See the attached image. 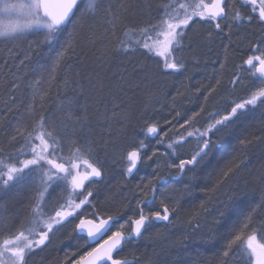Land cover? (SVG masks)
<instances>
[{"label":"trees","instance_id":"obj_1","mask_svg":"<svg viewBox=\"0 0 264 264\" xmlns=\"http://www.w3.org/2000/svg\"><path fill=\"white\" fill-rule=\"evenodd\" d=\"M109 2L113 5V10H118L116 8L118 4H127L129 0H109ZM136 2L141 5L136 16V25H139L138 23L153 17L152 14L156 11L159 1L146 0L147 6H144L145 0H136ZM104 7L106 8L107 5ZM237 10L243 14V5L234 3L233 10L228 13L234 15ZM96 16L95 21L90 20L88 23L96 25L98 35L105 28H109V34L106 39L98 41L95 46L87 42V36L90 34L87 32V24L76 29L69 27L58 40L54 39L51 44L45 41V36L39 34L20 40L0 41V169L5 170L13 164L19 166L20 160L25 156L31 157V149L26 138L42 116L57 128L62 127L64 123L69 124L66 129L67 133L71 135L75 132L79 135V130L71 127L73 121L67 120V112L64 110L67 98L71 96H80L88 105V128L90 129L88 135L101 156H104L102 150L106 148L118 146L121 149L124 146L123 149H126L129 147L132 138L135 137L132 133L134 130L139 131L145 120L155 122L160 132L176 122L178 115L193 119L200 118L206 115L207 107L213 106L216 102H220L222 106L226 99L229 100L223 106L224 110H228L230 108L228 105L251 98L247 93L248 90L238 89V85L244 75L247 79L249 77L245 74L247 64L244 61L252 54L251 45L256 41V22L249 23L244 20L241 24L229 28L228 25L233 21L224 19L221 22L223 30L219 32V35L214 34L211 37L208 35L207 39L205 34H200L205 38L195 39L193 59L183 62L181 60L184 68L180 70L188 76L185 79L180 75L175 76L177 81L172 86L171 81L162 78L160 74L156 76L157 78L152 77L149 80L145 78L146 75L138 78L137 68L148 67L143 60H139L135 46L127 44L130 48L136 49L137 55H134L135 53L132 54L133 56L126 55L117 51L123 32L131 33L136 29L122 30L121 27H117L115 33L112 34L110 26L105 22L108 19V13L102 8ZM211 32L216 33L217 30ZM69 33H72L71 41L74 44V51L65 52L57 64L58 53L62 48L67 47L69 42ZM191 49L193 48L185 51L188 52ZM178 52H174L173 55ZM54 64L55 70L53 71ZM238 67L243 68L244 71H239ZM120 76H124L133 85L132 88H126V95L116 92L120 100L113 101L107 89L103 94L100 93L99 81H103L105 86H111L119 80ZM89 80L96 82L95 89L90 87ZM179 83L182 88H178ZM166 88L168 90L165 92ZM172 93L175 95L171 96ZM151 95L162 98V105L150 106L147 100ZM102 97L104 102L109 104L106 114L110 118V123H106L104 103H99ZM135 100H137L136 103ZM121 102L125 106L124 109L118 110L116 116L113 117V105ZM257 104L259 105V101ZM248 107L252 110L248 112L243 123L237 121L231 124L230 129L225 131L227 132L224 135L225 139L209 154L208 160L201 161L194 168V180L191 185L193 188L191 186L186 187V190L181 188V184L178 183L180 179L173 180V177L168 174L163 176L165 180L163 187L160 186L159 179L155 181L158 193L152 208L155 209L158 205L157 209L159 205H162L161 202L158 203L161 192L166 185H173L170 191L174 190L180 194L177 199L178 206L173 208L176 213L174 216L181 218L182 221L183 219L189 220L190 217L201 218L203 222L198 221L190 226L186 233L176 230L174 239L169 241H165L164 238L155 240L156 234L167 229L163 228L165 225L156 227L155 233L144 231L143 235H146L144 238H137V242L132 240L119 251L120 260H129V264H177L181 262L180 259L187 257V261L183 262H188V264H218L220 258L216 253L217 248L226 246L229 240L232 241V235L240 234L251 224H255L256 227L264 225V212L260 208V205L264 204V199H262L259 183L260 174L264 171V122L259 110L264 106H258L256 110L252 106ZM120 121L127 125L123 131ZM211 122L214 123V120H211L209 116L204 117L198 126H192L202 127L200 132L198 128L192 130L197 134L202 133L208 129ZM219 127L217 125V128ZM214 131L218 133L216 129ZM109 132L111 140H107ZM213 132L208 131V139H213ZM125 134L128 135L126 142L123 139ZM106 140L111 146H104ZM148 140H151L149 142L154 146L162 145L157 143L162 140L159 136ZM242 140L244 144L240 143ZM74 149L76 150L75 147ZM237 165H240V168H237ZM107 168L110 170V176L100 184L95 192L96 208L104 218L116 216L118 220L130 221L134 218L130 214L139 212L137 200L144 199L145 196L151 197L153 194L152 185H148V181H151L149 179L153 176V170L148 176H145V172L135 173L129 177L131 178L130 183H127V188H124V177L120 175L117 179L118 171L114 168ZM2 184L0 180V186ZM238 187L246 189L248 195L235 198ZM25 196L27 194L17 192L15 195H4L0 198L6 214L17 213L16 218L13 217L10 220L11 224L18 216L26 212ZM229 197H234V199L229 201ZM253 198L255 203H252ZM241 199L248 203L241 206L239 222L231 236L219 242L213 236L214 243L207 245V233L210 228L221 229L222 227L214 225V219L219 215L216 210L220 207L221 201L230 203L235 208L240 205ZM211 208L212 212H210ZM171 218L173 219V213ZM202 223L206 232L197 235L198 229L194 228ZM70 228V224L63 228L62 234L65 235L61 240L53 241L52 237L40 255L31 261L32 264H60L61 260L65 259L67 263L72 261L74 255L71 253L79 252L82 244ZM188 244L192 245V250Z\"/></svg>","mask_w":264,"mask_h":264},{"label":"snow or ice","instance_id":"obj_2","mask_svg":"<svg viewBox=\"0 0 264 264\" xmlns=\"http://www.w3.org/2000/svg\"><path fill=\"white\" fill-rule=\"evenodd\" d=\"M86 0H34L32 4L27 5L34 24L28 25V27H35L36 29H46V32L42 33L45 36V41L47 43H52L55 40H58L59 37L66 32L69 27L76 29L80 28L83 25L87 24V32L90 33L87 36V42L90 45L95 46L98 41L106 39L109 34V28H105L102 33L99 35L96 33V25L94 23H88V21H95L97 16L95 14L90 15L89 10L93 8L92 4H88L86 8L81 10L80 5L85 3ZM235 2V0H234ZM240 3L245 6L243 14L241 11L237 10L234 15H229L227 8L229 7L224 0H212L211 4L204 3L203 0H200V3H197L195 6L180 4L182 9H185V14L182 18H174L168 12L170 8L169 4H164V14L158 20L157 23L153 24L149 20L146 27L139 28L141 35L148 41L156 39L157 41L160 37H164V44L166 47H170L172 51L168 52L167 55L157 52V55H164L163 65L161 66L157 62V67L159 69V74L162 76H170L175 72H178L180 69L184 68V64L176 58L173 53L176 48L181 46V38L186 35L185 29L190 27L191 24L196 23L195 17H199L200 21H205L206 23H211L215 25L217 29L216 33L209 32V36L219 35V32L222 31L221 20L230 19L233 23L229 24L228 27L232 28L236 25L241 24L245 18L249 23L257 21L260 26H264V0H240ZM104 5H107L105 8ZM147 6L146 0L145 5ZM247 6L251 7V12H248ZM23 8L24 5H15V4H5L3 11L11 12L17 8ZM191 7V13H188L187 9ZM108 13V19H106V24L111 28L112 34L115 33L117 27H121L122 30L125 28L136 29V16L137 10L141 8V5L136 2V0H129L127 4H118L116 8L118 10H113V5L109 0H98V3L95 5L97 14L100 9ZM258 9V16L255 15ZM41 11L43 16H41ZM79 12V15L77 13ZM167 17V18H165ZM23 31V29H21ZM155 32V37L153 36ZM36 34H41L37 32ZM72 33H69V42L67 47L62 48L58 53L57 64L59 58L65 55V52L68 50L74 51V44L71 41ZM14 38V37H13ZM141 47L145 48L149 55L152 53L151 46L145 42L140 44ZM264 39L258 42L257 47L252 51L251 56L244 61V63L255 67V60H259V63L264 66ZM117 51L122 52L126 55H132L135 53V48H130L125 45L123 41H120ZM259 52V56L256 53ZM244 55H248L244 53ZM55 70V64L53 66V71ZM239 71H244L243 68L238 67ZM39 83V81H37ZM67 84V80L65 81ZM100 88L99 91L101 94L107 89L109 94L112 96V100H120V97L116 95V92L124 93L126 88H132L133 85L129 83L124 76H120L119 80L114 82L111 86H105L103 81H99ZM236 83V81H233ZM90 87L93 89L96 88V82L89 80ZM16 87V85H13ZM139 87V85H135ZM259 101V105L257 104ZM99 103H104L105 107V119L106 123H110V118L107 117V109L109 104L104 102L103 97ZM111 103V102H109ZM252 108L258 106H264V80H261V86L259 91L254 93L251 98L244 99L242 102H235L234 105H229L230 112L227 115H224L221 119H216L215 124H210L209 129L200 134V137L203 138L208 135V131L215 128L216 131H221L227 129L231 124L240 121L243 123L248 112ZM123 102L116 103L112 107V116L115 117L118 110L124 109ZM67 112V120L73 121L71 127L73 129L79 130V135L68 134L66 129L69 127V124L64 123L62 127L57 128L55 125H51L46 117H41L35 126L31 129L28 134L27 142L31 149V158L25 156L24 159L20 160L19 166L13 164L11 167H7L6 172L3 169H0V172H3V175H0V180L3 181L2 186H0V198L4 195H7L14 191H19L26 185L31 187L34 176L38 175L40 177V185L36 187L35 191L38 194L39 201L47 204L45 200V193L48 192L50 187L49 182L55 178V180H63L65 182L69 181L71 178V184L73 189H85L87 190L88 186L97 183L98 180L103 177V166L100 163L98 157L94 151V144L91 141L88 133L90 129L88 128V105L84 103L80 96H71L67 98L66 107L64 109ZM99 111V109H97ZM127 119V117H125ZM120 127L123 130L126 129L127 125L120 121ZM217 125L220 127L217 128ZM160 133L158 131V126L155 122H150L145 120L144 125L135 131L132 135L139 137L138 143L133 142L130 145L131 150H125L121 155V161L123 162V173L127 177H132L135 173L139 171V166L144 163V156L146 155L144 149L147 148L146 140L149 138H155ZM191 135V133H189ZM13 139H16L13 137ZM111 133L109 132L107 140H111ZM124 141L128 139V135L123 136ZM107 140L104 143L105 147L111 146L107 143ZM37 141L39 143L37 144ZM65 142H70L69 147H75L76 153L86 152L88 154V161H86L88 167L91 168V172L77 173L73 174L72 169L76 167L72 163L71 157L65 161L64 158L58 154V149H61L62 145ZM157 143H164L163 140L157 141ZM200 141H198V144ZM244 144L242 140L240 142ZM203 146L198 147V150H194V154L190 159H183L176 155L179 148H182L184 145H172L169 144L168 148L172 149L168 155L170 157L175 156L176 159H179V164L175 163V160H171L169 167H176L179 169V173L183 174L182 176H174L173 180L187 176L189 172H192L193 169L198 166L201 161L205 160L213 147L215 146L211 139L203 140ZM152 156H147L148 160H153ZM90 161V162H89ZM47 166V167H46ZM240 168V165L236 166ZM55 169V172H53ZM231 171V169H229ZM64 173V175H60ZM6 175L7 179H4L3 176ZM43 177H47L48 180L45 181ZM96 178V179H92ZM161 182L160 186L163 187L164 177H158ZM85 181L88 183L85 184ZM260 191L262 194V199H264V171L261 172L259 177ZM152 196H145L144 199H138L137 205L139 207V218L132 220V230L130 233L124 231L125 224L120 223L116 216H109L107 220H101L100 225L97 227V231L93 233L91 230L88 232V236L92 237V240L86 242L91 246L92 244L97 243L99 240L103 239L109 232L111 236L108 237V240L105 241L107 248L101 252L100 249H93V251L88 252V257H93L92 260L88 261V264H95L96 260L106 258V260H111V264H127L126 261H121L119 259L113 258V252L117 254L119 251L128 243L132 242L134 238H140L143 236L144 231H147L150 226H152L153 221H169V208L165 206L163 212L159 210H153L152 205L155 202L156 195L158 193V188L156 185L152 186ZM248 193L244 188H237L235 192V198H240L247 196ZM80 197L79 203L74 204V208L80 210L83 206H86L90 203L88 197L92 196L91 191H87L85 195L84 192L79 193ZM229 201L233 200L234 197H229ZM163 203V201H161ZM248 201L241 199L240 205L233 208L230 203L221 201L220 207L216 210L219 215L214 219V225H221V229H212L210 228L207 233V238L211 240L213 236L217 238V242L222 240H227L231 236L232 231L236 228L239 214L241 212V206L247 204ZM252 203H255L253 198ZM71 204V199L69 201ZM36 207H40L38 203ZM261 211L264 212V204L260 205ZM83 210L87 211L86 208ZM147 210V211H146ZM50 211H55V217H49L47 221L48 231H41L39 233V238H26L28 240L25 246H20L17 243H14L12 238L4 240V252H10L11 258L10 264H28L31 254L35 249L39 248L43 250V247H46V241H49V233L52 232L53 224L63 226V222L67 220L68 217L72 216L78 218L80 213L73 212L71 210L65 211V205L60 204L59 208L53 207ZM91 224L92 220L81 219L79 225L77 226L81 232L83 231L85 224ZM119 224V228L113 231V227ZM199 225H197V229ZM143 229V231H142ZM11 236V233H9ZM24 233L21 232L20 236L15 237V240H19ZM240 237L236 236L235 240H239ZM257 239L256 236H250L248 238L247 248L251 250V256L246 258V254L240 253L238 250L233 251L232 244L234 241L229 240L228 244L222 249L225 257H228L230 254L233 256L239 255L244 261V264H251V258L254 257V264H264V242L254 243ZM104 247L103 245L101 246ZM27 249V251H26ZM3 255V253H0ZM84 257H81V260H84ZM177 264H188V262H177Z\"/></svg>","mask_w":264,"mask_h":264},{"label":"rangeland","instance_id":"obj_3","mask_svg":"<svg viewBox=\"0 0 264 264\" xmlns=\"http://www.w3.org/2000/svg\"><path fill=\"white\" fill-rule=\"evenodd\" d=\"M33 2H34V0H0V41L3 42V41H13V40L25 39L26 37H28L30 35H35L37 32L41 33L39 35L44 36L42 33L46 32V29H36L35 27H31V28L28 27V25L34 24V20L32 18L30 10L27 7V5L32 4ZM182 2L185 5L195 6L197 3H200V0H182V1L181 0H179V1L170 0L169 2H166L167 4L170 5L168 12L170 13V15L172 17L177 18V19L181 18L180 17L181 13H180L178 7L180 6V4ZM203 2L207 3V4H211L212 0H203ZM97 3H98V0H86L85 3H82L80 5V8H81V10H83L84 8L87 7L88 4H92L93 8L89 10L90 15H93V14L96 15L97 10L95 9V5ZM157 3L164 4V2L161 0H159V2H157ZM234 3H238V4L242 5L240 3V0H235V2H234V0H230L229 4H228L229 7L227 8V10L232 11ZM5 4L24 5L25 7H23V8L18 7L17 9H15L11 12H5V11H3ZM247 8H248V12H251V7L247 6ZM187 11H188V13H191L192 8L189 7L187 9ZM163 14H164V11L161 9V6L158 5L156 8V11L153 12V14H152L153 17L149 20H151L152 23L155 24L158 22V20L161 18V16ZM184 14H185V10H184ZM77 15H79V12L77 13ZM255 15L258 16V9H257V13H255ZM165 18H167V17H165ZM149 20L140 22V23H138L139 25H137V26L139 28L146 27L148 25ZM195 20L197 21L196 23L191 24L190 27L185 29L186 35L181 38V46L179 48H176L174 51V52L179 51L174 56L176 58H178L180 60V62H181V60H182V62L187 61V59L192 60L194 57V54H195L193 46H194L196 40H198V39L201 40V39H203V37L205 38V36L207 38L210 31H216L217 30L215 28L214 24L206 23L205 21H200L199 17H195ZM254 22H256V24H257V26H256L257 31L255 34L256 41H254L253 44L251 45L252 46L251 51H253L257 47V44H258L257 42L264 39V26H260L257 21H254ZM139 28H137L134 31H131V33L130 32L129 33L123 32L122 41L124 42L125 45L131 44V45L135 46V48L138 50L139 60H143L146 63V66L148 67V68H145V67L141 68V67L137 66L138 67L137 70L139 73V74H137L138 78H143L146 75L147 77H145V78H147L149 80V79H152V77H156L159 74L157 62H159V64L162 66L163 61H164V55H167L168 52L172 51V49L170 47L165 46L164 37H160V39L158 41L156 39H153L150 41L146 40L141 35ZM21 29H23V31H21ZM152 34L155 37V32H153ZM200 34L201 35L205 34V36H201ZM189 40H191V41H189ZM145 42H147L153 50L151 55L148 54V52L145 48L140 46V44L145 43ZM189 48H193V49H191V51L186 52L187 51L186 49H189ZM262 50H264V46H262ZM157 52L163 53L164 55H157L156 54ZM134 55H137L136 52ZM256 55L259 56V52H257ZM254 63H255V67H250V69H247V67H246L247 72L245 74L249 76L248 79L245 78V75H244V78L241 80V82L238 85V87H239L238 89L248 90L247 93H248V95L250 94L249 96H252L254 93L259 91V88L261 86V80H263L260 77H258L256 74V68L259 65V60H255ZM148 64H150L151 66ZM155 73H156V75H155ZM184 73H185L184 71L180 70L178 72L173 73L170 76H162V75H160V76L164 79L170 80L171 81L170 85H172V84L174 85V83L177 81V79H175V76L180 75V77L183 79H185L188 76V74L184 75ZM141 75H143V77H140ZM178 88H182L181 83H179ZM167 90L168 89L166 88L165 92ZM174 95H175V93H172L171 96H174ZM161 99L162 98H156L154 95H151L148 98L147 102H149L150 106H158V105H162L161 102H163V99L162 100ZM137 100H135V103ZM218 106H221L220 102H216V103H214L213 106L207 107L206 112H205L206 115H203L200 118L196 117L193 119V118H190L188 116L184 117V116L178 115L176 122L171 124V126H169L168 128H164L163 131L160 130L161 133L159 132L160 134L158 136L160 139H162L164 141V143H162V145L156 144L154 146L153 143L149 142L151 140H146V143L149 142V145L147 144L148 148L144 149L145 153H146V155L144 156V163H142L139 166L138 172H141V173L145 172V176H148V174H150L149 172H152V170H153V176H151V179H149L151 181H148L149 186H151V185L153 186V184L156 185L155 181L160 176L165 177V175L168 174V175L174 177L175 175L179 174L178 168L169 167L171 160H175V163L179 164V159H176L175 156L170 157L168 155V153H170L172 151V149L168 148V145L169 144L184 145L182 148L178 149L176 155L179 156L180 158H183V159H189L194 154V150H198V147L203 146L202 141L206 140V137H203V138L200 137L201 133L197 134L196 132H194V130H192V129L197 128V127H192V126H198L200 121L204 120V117L208 118V116H210L214 111L216 112V109ZM222 106H224V103H222ZM256 108L257 107H255L254 110H256ZM230 110H231L230 108L228 110H226L224 112V115H227L228 112H230ZM195 119H198V120H195ZM208 129H209V127H208ZM229 129H230V126L227 129H223V132H222V130L218 131V133H215V131L213 132V137H212L213 139H211V140L213 141L215 146L213 147L212 151L219 145V143L221 144L222 140L225 139L224 135L227 134V132H225V131H228ZM203 132H205V131H203ZM189 133H191V135H189ZM138 140H139V137L135 136L134 138H132L130 145H132L134 141L138 143ZM198 141H200L199 144H198ZM69 144L70 143L65 142L62 145L61 149H58V153H60L63 158L66 159V158H68V157L70 158V156H72L75 159L82 158L85 162L88 161V154L86 152L76 153V150L74 149V147H69ZM123 148H124V146L121 149H119V147L116 146L115 148H106L105 150L103 149L102 151H103V155L105 157L101 156V154H99V150L95 146H94V151H95V154L98 157V159H99V161L102 164L103 169H104L103 181L106 180V178H108L110 176V172H109L110 170L107 167L114 168L115 171H118V173H116L117 175H119V176H117V179H119L120 175L122 176V178L124 177L123 178V181L125 184L124 188H127L128 184L130 183L129 181L131 178H129L125 175H122L124 169H123V162L121 161V155L123 152H125V150H131V147L129 146L126 149H123ZM212 151L210 153H212ZM153 153H155L153 160H148L147 156H152ZM208 157L205 159L206 161L208 160ZM6 170H7V167L4 171L6 172ZM72 171L73 172L76 171V168L74 167L72 169ZM53 172H55V169H53ZM193 173H194L193 171L189 172L187 176L183 177V179H180V182H178V181H175V182H178L179 184H181V188L183 187V189L186 190V187L193 185V180H194ZM0 175H3V174H0ZM60 175L62 176L61 173H60ZM181 175H183V174H181ZM3 178L7 179L6 175H4ZM43 179L45 181L48 180L47 177H43ZM60 182L64 183L63 180H55V178H53V180L49 182V184H50L49 189H52L53 191L57 192L56 188H58V186L63 187V184H61ZM2 183H3V181H2ZM178 183H177V185H178ZM39 185H40V178L37 177V175H36V176H34V180L32 181L31 187L26 185L25 187H23L22 189H20L18 191V193H22V194L24 193V195L27 194V196H25L27 207H26V212L22 216H18V218L12 224L10 223L11 222L10 220L13 217L16 218L17 213L13 214V215L6 214L4 206H2V204L0 203V230L2 231L0 233V235L3 236L2 238H0V253H3V255H0V264H10V259H13V258H11L10 252H4V248H5L4 240L5 239L12 238L14 240V243H17L23 247L27 243V239H26V238H28L27 235H29V234L31 235L33 230H35V228H33V225L36 222V219H35V215L33 216L32 213L37 211L38 208L36 207L35 203H34V205H32V203L35 199H37L35 197V189ZM172 187H173V185H171V186L166 185L164 190L161 192V196L159 197V200H158V203L163 201V203H160V204H162L163 206L165 205V206L169 207L171 210V213L173 211V208H176L178 206L177 199H179L178 197L180 195V194H177L178 192H175L174 190L170 191V189ZM193 192H194V190H193ZM16 193H17V191H14V192L7 194V196L12 195V194L15 195ZM37 200L39 202V199H37ZM37 200H36V203H37ZM42 206H43V208L45 206V209H43V211H42L43 212V218H44L42 227H43V231H48L47 221L49 219H45V217L47 215V212L49 211L48 209L51 207V204L49 202H47L46 205L43 204ZM157 206L158 205H156V207ZM156 207H155V209H156ZM152 209H154V207ZM210 212H212V208L210 209ZM29 214H30V216H29ZM174 214H176V213H174ZM44 215H45V217H44ZM217 217H218V215H217ZM193 219L194 218L190 217V219H189L190 221H187L185 223V226L188 227L190 225V223L192 224L191 226L195 225L197 222L194 221ZM172 222H174L173 219L170 223H166L165 226H163V228L171 227ZM253 225L255 226V224H253ZM254 226H253V229H255V230L257 229L262 234L264 233V229H262L261 227H254ZM200 227L201 226L199 224V229H200ZM118 228H119V225H116L114 231L117 230ZM148 229H150V227ZM196 229H197V227H196ZM63 231H64V229L61 232H58L56 235H54L53 241L61 240L65 235V234H62ZM21 232L24 233V236H22L19 240H15V237L20 236ZM205 232L203 231V233H205ZM9 233H11V236L9 235ZM53 233H54V230L49 233L50 238L53 235ZM254 233H256V231H254L253 234ZM145 236L143 235L141 237V239L144 238ZM233 239H235V238H233ZM242 239H243V237L241 238V240ZM68 240H69V238H68ZM135 241L137 242L138 240H135ZM234 243H235V241H234ZM243 243L245 244V242H243ZM147 244H150V243L147 242ZM37 255H40V254H37ZM71 255H74L72 259L78 258L80 256L79 254L77 255L76 251L73 252V254L71 253ZM35 257L36 256L33 255L29 259L28 264H30V263L32 264L31 261ZM60 264H69V261L67 263L66 259L61 260Z\"/></svg>","mask_w":264,"mask_h":264},{"label":"flooded vegetation","instance_id":"obj_4","mask_svg":"<svg viewBox=\"0 0 264 264\" xmlns=\"http://www.w3.org/2000/svg\"><path fill=\"white\" fill-rule=\"evenodd\" d=\"M161 1H163L164 4H165L166 2H169L170 0H161ZM229 1L230 0H226L225 3H227V5H228ZM164 4L158 3V5L161 6V9L163 11H164V8H163ZM178 8H179V11L181 13L180 17L182 18L184 16V10L185 9H182L180 6ZM247 10H248V8H247ZM227 11L229 12V10H227ZM223 20H221V22ZM245 20H246V22H248L247 19H245ZM248 66L251 67L250 65H248ZM213 130H215V129L214 128L211 129L210 132H213ZM205 137H206V140H207L208 139V135L205 136ZM72 163L76 165V167H75L76 171L73 172L74 175H76L78 172L81 173V174L84 173V172H88V173L91 172V168L88 167L87 163L82 158L74 159V160H72ZM61 174L64 175V173H61ZM37 177H39V176L37 175ZM92 179H96V178H92ZM102 181H103V177H102V179L98 180L97 183H93V184L89 185L87 190L79 189V188L78 189H73L72 184H71V178H69L68 182H65V181H64V183L60 182L61 184H63V187H59L58 186V188H56L57 192L53 191L52 189H49L48 192L45 193V200L51 204V207L48 209L49 211L47 212L46 217L44 215L45 219H49V217H53L54 218L55 217V211H50V209H52L53 207L58 209L60 204H64L65 205V211L71 210L74 213L75 212H79L80 213L78 218H75V217H72V216L68 217L67 220L63 222V226L53 224L54 233L51 236V238L55 234H57L58 232L62 231L63 228L66 225L70 224L71 225V228H70L71 232L76 237L79 238V240H80V242L82 244V247H81L82 249L80 250V253H79L80 256L78 258L72 259V261L70 260L71 262L69 261L70 262L69 264H74V263L80 261L81 257H85L86 254H88V252H90L97 245L96 244V245L89 246V244L86 243V242H88L86 237H84L83 235H79L77 233L76 227H77V224L80 222L81 219H89V220H93V221H98L99 219L104 218V216L101 215L98 212V210L96 208V204H95V202H96L95 200L96 199L94 198L95 197V192L97 191V189L100 186V184L102 183ZM87 183L88 182L85 181V184H87ZM87 191H91L92 192V196L88 197L90 203L88 205H86V206H83V208L80 209V210L75 209L74 208V204L75 203H79V199L83 198V197L79 196V193L80 192H84L85 195H86ZM35 197L37 199H39L38 194H37L36 191H35ZM37 199H35L33 201V203H32V205H34V203H35L36 206H37L38 203L40 204V207L39 208L37 207L38 210L36 209L37 211L32 213L33 216L35 215V219H36V222L33 225V228H35V230H33L31 235L30 234L27 235L28 238H34V239H38L39 238V233L41 231H43L42 225H43V219L44 218H43V212L42 211H43V209H45V206H44V208L42 206L44 203H42L40 201L38 202ZM70 199H71V204H69ZM36 200H37V203H36ZM84 208H86L87 211L83 210ZM163 208H164L163 205H159V208L154 209V210H159L162 213L163 212ZM29 216H30V214H29ZM138 218H139V215L136 216L134 219H138ZM165 223H166V221H153L152 222V226H150V227H153V228H156V227H159V226L162 227ZM129 227H130V225H129ZM129 227L124 229V231L126 233H130ZM254 231H256V233L253 234ZM260 233L261 232L258 231L257 229L256 230L255 229H249L248 232L244 233V235H243L244 236L243 239H244V242H245L244 245H246V249H247L246 258L251 256V250L247 248L248 238L250 236H256L257 239L254 241V243H262V242H264V233L263 234L262 233L260 234ZM109 236H111V232H109L100 242H98V244L101 243L103 240L107 239ZM51 238L49 240H51ZM136 239L137 238H134L133 240H136ZM27 242H28V240H27ZM48 242L49 241H46V245L48 244ZM26 251H27V249H26ZM41 252H42V250L37 248L31 254V257L33 255L37 256V254H40ZM82 253L83 254L85 253V254L83 255ZM114 259H119L118 254H116L114 256ZM238 260L244 264V261L241 258H239ZM254 261H255V258L252 257L251 258V264H254Z\"/></svg>","mask_w":264,"mask_h":264},{"label":"bare ground","instance_id":"obj_5","mask_svg":"<svg viewBox=\"0 0 264 264\" xmlns=\"http://www.w3.org/2000/svg\"><path fill=\"white\" fill-rule=\"evenodd\" d=\"M139 28V27H138ZM137 29V28H136ZM229 102V100H227L226 99V101L224 102V104H226V103H228ZM229 106V105H228ZM226 110H224V108H223V106H218L217 107V109H216V112L214 111L209 117H210V119L211 120H214V123H215V121H216V119H221L223 116H224V112H225ZM259 113L260 114H262V118H263V122H264V108H262L261 110H259ZM214 115H216V116H214ZM212 123V122H211ZM214 123H212V124H214ZM198 128V130H199V132H200V130H201V127L199 128V127H197ZM59 155H61L60 153H58ZM72 157V156H71ZM191 158V157H190ZM189 158V159H190ZM69 159V157L68 158H64V160L65 161H67ZM75 158H73L72 160H74ZM175 176H181V174L179 173L178 175H175ZM173 177V176H172ZM172 213H173V221L174 222H172V225H171V227H169V228H167V229H165L164 231H162L160 234L158 233V234H156V241H158V240H160V239H162V238H164V240L165 241H169V240H172V239H174V235H176V230H180V231H183L184 233H186V231H188L189 230V228H190V226L192 225L191 223H190V225L188 226V227H186L185 226V223L187 222V221H190V220H186V219H183V221L182 220H180L181 218H177V216H174V210L172 211ZM172 213H171V210L169 209V221L167 222L166 221V223H170L171 221H172V218H171V215H172ZM138 214H139V212H138ZM138 214H130V215H132V216H134V218H135V216L136 215H138ZM134 218L132 219V220H134ZM132 220H130V221H127V220H119V222L120 223H124V224H126L125 225V229L126 228H128L129 227V225H130V227H129V229H130V232H131V230H132ZM194 221H196V222H198V221H201V222H203L202 220L203 219H201V218H195V219H193ZM182 223V225H181V223ZM131 223V224H130ZM165 223V224H166ZM164 224V225H165ZM117 225H119V224H117ZM116 226V225H115ZM115 226L113 227V231H114V229H115ZM201 227H200V229L198 228V230L196 229V228H194L195 230H197L198 232L196 233L197 235H201V234H203V231H205V229H203L204 228V225H203V223H202V225H200ZM253 224H251V225H249L248 227H246L241 233H246V232H248V230L249 229H253ZM254 227H256V226H254ZM260 227L262 228V229H264V225H260ZM155 229L156 228H153V227H150V229H148V231L149 232H153V233H155ZM142 231H143V229H142ZM147 231V232H148ZM148 232V233H149ZM241 233L240 234H234V235H232L231 236V239H232V241H235V243L232 245V249H233V251H239L240 253H244V254H246L247 255V249H246V245H244V239H242L241 240V238L242 237H244L243 235H241ZM160 235V237H158ZM190 236V235H189ZM236 236H239L240 237V239L239 240H234L233 238H235ZM3 236L2 235H0V238H2ZM184 237H187V236H184ZM154 238V237H153ZM188 239V238H187ZM190 239V238H189ZM214 241L215 240H213V238L211 239V240H206V243H207V245L208 244H213L214 243ZM241 243V244H240ZM190 244H188V246H189ZM187 247V246H186ZM189 247H191L190 248V250H192V245L191 246H189ZM225 248V246H222V247H220V248H217V254H218V257L220 258L219 259V261H218V264H243L242 262H240L238 259L239 258H241L239 255H236V256H233V255H229L228 257H225L224 256V254H223V251H222V249H224ZM80 253V250H79V252H77V255ZM87 255V254H86ZM180 261L181 262H183V261H187V257H185V258H183V259H180ZM105 264H108V263H105Z\"/></svg>","mask_w":264,"mask_h":264},{"label":"water","instance_id":"obj_6","mask_svg":"<svg viewBox=\"0 0 264 264\" xmlns=\"http://www.w3.org/2000/svg\"><path fill=\"white\" fill-rule=\"evenodd\" d=\"M224 2H226V0H224ZM41 16H43V13H42V11H41ZM256 73H257V75L259 76V77H261L262 79H264V66H262L261 64L257 67V70H256ZM108 218H104V219H99L98 221H93L92 220V223L91 224H85L84 225V228H83V231L81 232V230L78 228V227H76V230H77V233L79 234V235H83L84 237H86V239H87V241H90V240H92V237H89L88 236V232H89V230H91L93 233H95L96 231H97V227L100 225V222H101V220H107ZM85 220H89V219H85ZM80 223V222H79ZM79 223L77 224V226L79 225ZM133 227V226H132ZM105 237V236H104ZM102 240V239H101ZM101 240H99L98 242H100ZM106 240H108V238L107 239H105V240H103L101 243H99L98 244V242L97 243H95V244H92V245H96L93 249H100V251L101 252H103L106 248H107V245L105 244V241ZM104 246L103 248L101 247V246ZM93 249L91 250V251H93ZM90 251V252H91ZM117 253L114 251L113 252V258H114V256L116 255ZM85 259L84 260H80V261H78L77 263H74V264H88V261H90V260H92L93 259V257H88V255H86L85 257H84ZM120 260V259H119ZM121 261H126L127 262V264H129L130 263V261L129 260H121ZM105 263H108V264H111V260H106V258H103V259H98V260H96V262H95V264H105Z\"/></svg>","mask_w":264,"mask_h":264}]
</instances>
